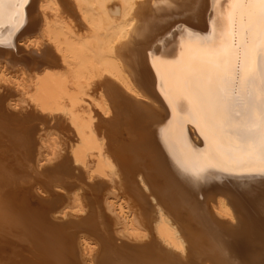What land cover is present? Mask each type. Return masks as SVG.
<instances>
[{
	"label": "bare ground",
	"instance_id": "1",
	"mask_svg": "<svg viewBox=\"0 0 264 264\" xmlns=\"http://www.w3.org/2000/svg\"><path fill=\"white\" fill-rule=\"evenodd\" d=\"M261 12L231 0L5 4L0 262L264 264V147L214 128L190 90L211 68L255 72L245 94L260 93Z\"/></svg>",
	"mask_w": 264,
	"mask_h": 264
},
{
	"label": "snow or ice",
	"instance_id": "2",
	"mask_svg": "<svg viewBox=\"0 0 264 264\" xmlns=\"http://www.w3.org/2000/svg\"><path fill=\"white\" fill-rule=\"evenodd\" d=\"M233 3L264 5V0H231ZM27 0H0V25L3 24V6L23 5ZM264 26V12L258 16ZM264 63V51L259 53ZM210 63H221L222 58L211 57ZM210 75L201 84L192 87V103L209 112V122L214 128L225 127L234 136H239L244 143H250L251 137H258L264 147V88L254 97H248L246 88L253 86L256 73H228L227 76L219 70L209 68ZM264 79V78H262ZM239 117V119H236ZM257 121L259 122L257 124Z\"/></svg>",
	"mask_w": 264,
	"mask_h": 264
},
{
	"label": "rangeland",
	"instance_id": "3",
	"mask_svg": "<svg viewBox=\"0 0 264 264\" xmlns=\"http://www.w3.org/2000/svg\"><path fill=\"white\" fill-rule=\"evenodd\" d=\"M6 251H12V250H8V248L6 249ZM17 253H18V255L20 254L21 256H23V254H25L26 253V250H24V249H22L21 251H17ZM16 257V256H15ZM14 257V260L15 261H19V260H17V258H15ZM0 261H4V260H2V254H1V251H0ZM12 261V260H11ZM9 263V262H8ZM0 264H7L6 262H0Z\"/></svg>",
	"mask_w": 264,
	"mask_h": 264
}]
</instances>
